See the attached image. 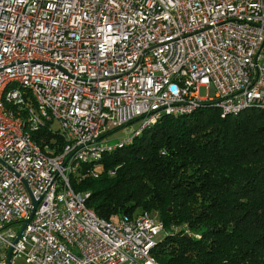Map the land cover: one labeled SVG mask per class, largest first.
Masks as SVG:
<instances>
[{"label": "built area", "instance_id": "built-area-1", "mask_svg": "<svg viewBox=\"0 0 264 264\" xmlns=\"http://www.w3.org/2000/svg\"><path fill=\"white\" fill-rule=\"evenodd\" d=\"M0 11V83L33 82L78 142L63 162L40 158L0 109V264L10 248V264H154L145 245L165 232L160 219L99 223L67 192L68 164L161 108L264 105V0H0Z\"/></svg>", "mask_w": 264, "mask_h": 264}, {"label": "trees", "instance_id": "trees-1", "mask_svg": "<svg viewBox=\"0 0 264 264\" xmlns=\"http://www.w3.org/2000/svg\"><path fill=\"white\" fill-rule=\"evenodd\" d=\"M50 124L31 135L56 156L65 138ZM71 185L91 194L87 206L102 218L157 215L166 233L153 250L161 264H264L263 109L223 117L206 104L164 116L97 166L84 165Z\"/></svg>", "mask_w": 264, "mask_h": 264}, {"label": "bare ground", "instance_id": "bare-ground-1", "mask_svg": "<svg viewBox=\"0 0 264 264\" xmlns=\"http://www.w3.org/2000/svg\"><path fill=\"white\" fill-rule=\"evenodd\" d=\"M0 18H3V11H0ZM17 82L20 84L21 88H15L10 92H7V88L10 83ZM25 89V90H22ZM13 94H16L20 99H24L26 103V108L21 105L20 102L13 98ZM29 95V96H28ZM33 98L35 102V107L30 106L27 101L28 98ZM206 104H211L219 109L221 115L223 117L237 115L240 112L249 109V108H260L264 110V105L262 102H259L257 98H250L245 100L244 103H236L231 105L230 108L226 109L224 105V101L220 99H209V100H196L190 103V106L180 107L178 109L175 108H161L157 110V112L153 116H149V118L144 120V123L141 125L139 131L134 132L131 136L128 137L127 140H122L117 145H99V144H91L87 146V154H92V157H86L79 162V157H72L70 163L67 168V177H66V185L68 193H77L71 185V176L77 173L79 169H81L84 165H94L97 166L99 162L103 159L106 153L113 152L117 149L120 144H131L136 136L142 133L146 129H150L158 119L164 116H180V115H189L196 112L198 109L204 107ZM0 109L4 113L5 116H11L18 123H22L19 125V134L20 137L25 138L26 142L33 149L34 153L40 158H48L49 155L45 154L42 149L37 145L31 135V131L34 129V115H30V113H36V124L50 123L54 120L59 122V116L57 110L54 108H50V102L45 99L40 98L39 91L36 89V86L33 82L27 79H18V78H8L0 83ZM47 111V115L46 112ZM24 112L27 113V116L24 115ZM60 133L65 138V146L62 153L52 156V162H63L67 159L69 155L72 154V151L78 150V142L70 141V134L65 128H60ZM94 176H98L96 173H93ZM81 197V205L84 210H89L93 214V219L98 221L99 223H109L116 222V220H108L100 217L94 209L87 206V199L90 197V193H80ZM143 217H154L151 216L148 212H140ZM122 218H133L134 215H123ZM184 229L190 234V230L184 225ZM20 232V231H19ZM186 233V234H187ZM165 235V232H162L159 235ZM197 237H200L198 235ZM159 241L157 237L150 243L145 245V252H147L148 259L151 260L154 264H161L153 254V250L158 246Z\"/></svg>", "mask_w": 264, "mask_h": 264}, {"label": "rangeland", "instance_id": "rangeland-1", "mask_svg": "<svg viewBox=\"0 0 264 264\" xmlns=\"http://www.w3.org/2000/svg\"><path fill=\"white\" fill-rule=\"evenodd\" d=\"M15 88H21V86H20V84L19 83H17V82H12V83H10L9 84V86H8V88H7V92H10L11 90H13V89H15ZM22 90H25V89H23L22 88ZM208 94H209V90H208V86H202L201 88H200V96H202V97H207L208 96ZM51 124V127L52 128H54V129H57V130H60V128H59V122L57 121V120H54V121H52V122H50ZM139 123H140V121H138V120H135L134 122H132L131 124H132V127H133V129L134 128H137L138 126H139ZM126 134H127V132L125 131V130H120V129H118V130H116V131H114L112 134L110 133L108 136H107V138H109V139H111L112 141H114L113 143H112V145H117V144H119L121 141H119V142H115V141H118L121 137H124V136H126ZM132 134H130L129 136H131ZM151 216H153L152 214H150ZM157 216V215H156ZM158 217V216H157ZM21 228H22V226H20L19 224L18 225H16L15 226V229H20L21 230ZM195 236L196 235H199L198 233H196V234H194ZM164 237V235L163 234H161V235H159V236H157V239L158 240H161L162 238ZM199 238V237H198ZM17 264H25V262L24 261H18L17 262Z\"/></svg>", "mask_w": 264, "mask_h": 264}, {"label": "water", "instance_id": "water-1", "mask_svg": "<svg viewBox=\"0 0 264 264\" xmlns=\"http://www.w3.org/2000/svg\"><path fill=\"white\" fill-rule=\"evenodd\" d=\"M38 204V201L37 200H34L33 201V208L30 212V215L29 217L24 221V225L22 226L17 238L15 239V242L18 240V238L21 236L22 232L24 231L26 225L29 223L30 219L33 217V214L35 212V209H36V206ZM11 256H12V248L9 249V252H8V260H9V264H10V260H11Z\"/></svg>", "mask_w": 264, "mask_h": 264}]
</instances>
